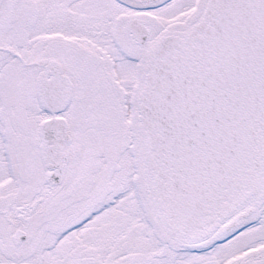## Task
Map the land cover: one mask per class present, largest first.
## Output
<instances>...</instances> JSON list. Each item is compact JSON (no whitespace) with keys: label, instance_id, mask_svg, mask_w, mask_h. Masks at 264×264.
I'll list each match as a JSON object with an SVG mask.
<instances>
[{"label":"snow or ice","instance_id":"6c2138e0","mask_svg":"<svg viewBox=\"0 0 264 264\" xmlns=\"http://www.w3.org/2000/svg\"><path fill=\"white\" fill-rule=\"evenodd\" d=\"M0 264H264V0H0Z\"/></svg>","mask_w":264,"mask_h":264}]
</instances>
